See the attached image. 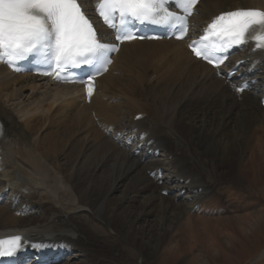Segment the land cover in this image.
<instances>
[{
  "label": "bare ground",
  "instance_id": "obj_1",
  "mask_svg": "<svg viewBox=\"0 0 264 264\" xmlns=\"http://www.w3.org/2000/svg\"><path fill=\"white\" fill-rule=\"evenodd\" d=\"M207 3L194 22L227 9L264 8V0ZM133 44L101 78L92 108L79 101L76 88L15 76L0 66V181L6 189L0 195L8 191L13 199L0 205V236L46 247L67 241L65 254L74 252L67 264H237L263 221V206L256 210L264 200L260 99L249 94L241 103L211 67L192 70L182 59L193 62L183 42ZM257 66L260 71L248 78L261 82L264 60ZM149 69L157 78L141 94ZM100 92L107 101L117 93L129 111L120 116L123 103L103 100L99 108ZM144 111L155 123L152 137L163 138L162 159L148 155L144 162L147 151L131 155L93 122L94 115L112 116L119 119L118 130L129 129ZM127 112L130 122L124 124ZM83 130L88 133L78 134ZM159 168L162 184L150 175Z\"/></svg>",
  "mask_w": 264,
  "mask_h": 264
},
{
  "label": "snow or ice",
  "instance_id": "obj_2",
  "mask_svg": "<svg viewBox=\"0 0 264 264\" xmlns=\"http://www.w3.org/2000/svg\"><path fill=\"white\" fill-rule=\"evenodd\" d=\"M166 3L167 0H98L97 11L110 27H116L117 18L125 25L120 28L118 39L121 36L132 39L126 31L129 18L156 24L180 20L183 25L180 17L165 9ZM178 3L185 13L191 14L197 0H178ZM178 31L186 29L181 26ZM207 32L221 42L220 48L224 50L242 45L248 39H255L256 46L264 48V11L242 9L223 13L208 26ZM192 48L198 57L213 62L206 52L195 45ZM115 50L114 46L98 41L93 23L82 8V0H0V60L13 63L35 54L54 60L61 69L79 64L103 67L111 62L108 53ZM217 61V66L223 62L221 57ZM88 91L91 95L92 88ZM26 243V238L18 235L0 239V257L13 255Z\"/></svg>",
  "mask_w": 264,
  "mask_h": 264
},
{
  "label": "rangeland",
  "instance_id": "obj_3",
  "mask_svg": "<svg viewBox=\"0 0 264 264\" xmlns=\"http://www.w3.org/2000/svg\"><path fill=\"white\" fill-rule=\"evenodd\" d=\"M142 79H141V81H143ZM116 96H118V98H121V96L118 95L117 93H116ZM108 103H109V101H108ZM180 126H181V124H180ZM84 132L88 133V131L83 130L81 133L78 132V134H83ZM83 136H85V134ZM158 158L162 159L163 157L160 156ZM162 183L163 182H161V184ZM3 185H4V182H3ZM23 187H25V184H23ZM27 199L30 200L29 198H27ZM261 201L264 202V200H261ZM261 201H259L258 204L256 205V210L259 208L258 205H261L260 204ZM4 205H2V206H4ZM261 206L264 207V205H261ZM262 212H263L262 213L263 217L261 220H263V221H261L260 225H257L254 233H252L253 237L251 238L250 243L248 244L249 247H248V249H244V252L242 254L243 256L241 255L242 257H241L239 263H237V264H264V256L262 258H260V252H262L264 250V211L262 210ZM251 250H253V251H251ZM206 261L207 260H205V262ZM62 264H65V263L63 262Z\"/></svg>",
  "mask_w": 264,
  "mask_h": 264
}]
</instances>
